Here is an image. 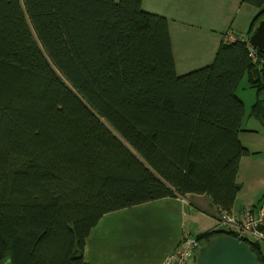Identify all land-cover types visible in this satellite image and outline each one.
Returning a JSON list of instances; mask_svg holds the SVG:
<instances>
[{
    "label": "trees",
    "instance_id": "obj_1",
    "mask_svg": "<svg viewBox=\"0 0 264 264\" xmlns=\"http://www.w3.org/2000/svg\"><path fill=\"white\" fill-rule=\"evenodd\" d=\"M143 1L0 0V264H89L105 215L162 199L208 196L231 214L250 154L239 135L264 133L259 65L223 41L210 65L179 75L169 20ZM242 3L258 10L249 37L264 0ZM245 76L262 132L243 126ZM219 235L236 237L197 239Z\"/></svg>",
    "mask_w": 264,
    "mask_h": 264
},
{
    "label": "crops",
    "instance_id": "obj_2",
    "mask_svg": "<svg viewBox=\"0 0 264 264\" xmlns=\"http://www.w3.org/2000/svg\"><path fill=\"white\" fill-rule=\"evenodd\" d=\"M143 8L169 20L179 75L210 65L224 35L227 32L247 35L258 13L256 8L244 5L242 0H144ZM237 9L242 14L233 21L232 15ZM246 121L244 118L245 129L263 131L259 120V124L252 128L245 125ZM239 139L250 154L241 160L238 176L241 189L231 212L237 217L246 208L257 211L264 205V133L243 132ZM206 197L187 195L185 198H167L145 204L157 203L153 205L158 206L152 209L163 208L161 215L130 214L145 205L105 215L87 241L85 261L89 264H163L187 235L183 231L182 238L180 236L184 212L197 214ZM213 217L217 222L216 210Z\"/></svg>",
    "mask_w": 264,
    "mask_h": 264
},
{
    "label": "built area",
    "instance_id": "obj_3",
    "mask_svg": "<svg viewBox=\"0 0 264 264\" xmlns=\"http://www.w3.org/2000/svg\"><path fill=\"white\" fill-rule=\"evenodd\" d=\"M223 41L225 44L238 42L246 44L251 51L254 63L258 65L260 61L259 52L250 44L247 35L242 36L234 32H227ZM215 229L231 232L236 238L247 243L264 242V205L257 211L246 208L240 217L222 213L217 217ZM202 246L203 244L197 238H192L187 234L180 241L177 249L166 258L163 264H197V258Z\"/></svg>",
    "mask_w": 264,
    "mask_h": 264
},
{
    "label": "rangeland",
    "instance_id": "obj_4",
    "mask_svg": "<svg viewBox=\"0 0 264 264\" xmlns=\"http://www.w3.org/2000/svg\"><path fill=\"white\" fill-rule=\"evenodd\" d=\"M243 1V0H242ZM245 5V4H244ZM249 6V5H246ZM242 12L239 11L238 9L234 12L232 15V20L235 21L238 16H241ZM259 65V70H260V76L262 80H264L263 76V70H264V62L263 60H260L258 62ZM237 96L244 102L245 107H246V114H245V120L246 123L245 125L247 127H254V124H259L256 119L251 117V109L252 107L257 103L258 100V90L253 87L251 78L249 76H245L237 89ZM250 121L249 125L247 124ZM172 199V198H170ZM188 199V198H186ZM151 203V202H150ZM157 204V203H153ZM145 205L143 207H138L137 209H134L133 212L130 214L134 215H161L164 213L163 208H156L152 209L153 207H156L158 205ZM200 211H198L197 214H188L185 213V218H183V230L181 231L182 233L180 234L181 238L183 236V231L186 232L190 237L192 238H198L201 236L203 233L209 231L212 229V227L217 224L216 220L214 219L215 215V210L214 207L212 206L211 199L209 197H206V199H203V204L199 206ZM196 211V209H195ZM260 247L261 251L264 255V242H260Z\"/></svg>",
    "mask_w": 264,
    "mask_h": 264
},
{
    "label": "water",
    "instance_id": "obj_5",
    "mask_svg": "<svg viewBox=\"0 0 264 264\" xmlns=\"http://www.w3.org/2000/svg\"><path fill=\"white\" fill-rule=\"evenodd\" d=\"M250 44L264 54V18L255 26L249 35ZM253 80L259 81L256 70L252 72ZM3 264H14L12 258H8ZM197 264H263L258 255L253 252L249 244L236 237L219 235L207 244H204L197 258Z\"/></svg>",
    "mask_w": 264,
    "mask_h": 264
}]
</instances>
